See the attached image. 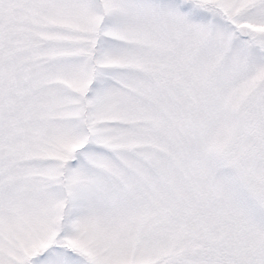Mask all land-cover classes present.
I'll list each match as a JSON object with an SVG mask.
<instances>
[{
	"label": "snow or ice",
	"instance_id": "6c2138e0",
	"mask_svg": "<svg viewBox=\"0 0 264 264\" xmlns=\"http://www.w3.org/2000/svg\"><path fill=\"white\" fill-rule=\"evenodd\" d=\"M0 264H264V0H0Z\"/></svg>",
	"mask_w": 264,
	"mask_h": 264
}]
</instances>
